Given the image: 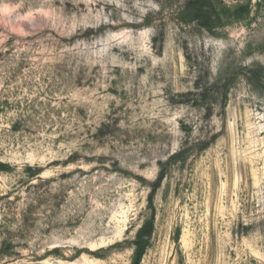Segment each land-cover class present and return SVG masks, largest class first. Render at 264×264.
Masks as SVG:
<instances>
[{
  "label": "rangeland",
  "instance_id": "374dc122",
  "mask_svg": "<svg viewBox=\"0 0 264 264\" xmlns=\"http://www.w3.org/2000/svg\"><path fill=\"white\" fill-rule=\"evenodd\" d=\"M188 1L0 0V264H264V0Z\"/></svg>",
  "mask_w": 264,
  "mask_h": 264
},
{
  "label": "trees",
  "instance_id": "16d2710c",
  "mask_svg": "<svg viewBox=\"0 0 264 264\" xmlns=\"http://www.w3.org/2000/svg\"><path fill=\"white\" fill-rule=\"evenodd\" d=\"M201 1H204V0H189L184 9L190 10V12L193 10V8L198 10L199 13L201 14L200 19H206V21L212 20L215 15L218 16V14L216 13L217 11L212 4L209 6H204ZM198 5L201 9L196 8ZM181 21L186 23V22H189L190 20H187V18H183ZM203 25H204V28L211 31L212 28L208 23L203 24ZM4 167L5 165L0 163V170L5 169ZM153 227H154V224L150 221L144 224L140 228L137 234L136 241H135L136 249H135V255H134V264L141 263L142 258L144 254L146 253V250L150 246V238L153 232Z\"/></svg>",
  "mask_w": 264,
  "mask_h": 264
}]
</instances>
